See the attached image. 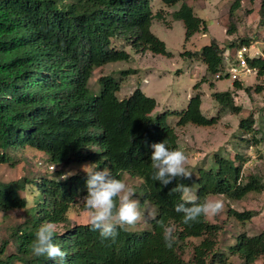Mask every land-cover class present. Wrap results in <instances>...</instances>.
Masks as SVG:
<instances>
[{"label": "trees", "instance_id": "trees-1", "mask_svg": "<svg viewBox=\"0 0 264 264\" xmlns=\"http://www.w3.org/2000/svg\"><path fill=\"white\" fill-rule=\"evenodd\" d=\"M241 1L234 0L229 7L228 35L236 33L232 17ZM162 2L167 7L181 3L169 14L183 22L186 39L207 31V20L197 16L186 0ZM257 12L259 24L264 25V0H259ZM164 14L152 11L151 0H0V163L15 165L18 159L10 152L32 147L46 154V162L60 166L50 171L51 175L36 174L40 198L30 207L16 188L24 186L28 178L0 179V211L24 209L26 213V218L9 230L12 242L6 239L1 243L0 264H61L31 252L35 230L46 221L62 226L55 243L68 254L63 264H233L232 257L241 264H253L264 256V230L252 235L241 232L222 248L218 240L221 225L208 218L184 225L181 214L174 210L182 202L180 194L171 191L175 181L163 187L152 179L150 145L165 140L170 148L179 149L168 114L178 117V127L218 122V116L208 118L201 113L199 92L190 97L185 109L152 116L156 100L138 87L118 98L121 83L112 74L98 77V92L89 85L94 69L129 59L126 46L136 53L169 56L164 42L150 31L154 19L167 25ZM251 43L249 37L236 36L223 45L213 39L200 50L186 53L202 61L215 76L226 67V52L232 55ZM247 62L256 70V79L262 80L264 57H248ZM223 78L227 77L217 79ZM202 80L209 81L207 77ZM209 86L213 88L214 82L209 81ZM250 89L237 79L231 90L213 91L211 97L220 109L239 113L234 91ZM255 89L259 92L263 85L257 84ZM238 135L246 146L262 143L264 113L258 119L252 115L241 118ZM246 161L238 152L233 157L215 153L209 167L197 168V196L224 195L240 200L263 192L264 182L258 174L243 175ZM73 162L92 163L97 170L108 168L121 180L124 171L140 178L141 202L151 201L157 207L151 228L118 229L112 242L101 239L86 222H72L68 211L86 195L87 180L83 171L61 180L64 167ZM192 180L183 182L191 186ZM256 214L255 210L228 209V215L241 223ZM158 221L174 227L176 240L171 249L165 247ZM192 238L199 241L191 244L192 252L185 258ZM9 244L14 249L5 254Z\"/></svg>", "mask_w": 264, "mask_h": 264}, {"label": "rangeland", "instance_id": "rangeland-1", "mask_svg": "<svg viewBox=\"0 0 264 264\" xmlns=\"http://www.w3.org/2000/svg\"><path fill=\"white\" fill-rule=\"evenodd\" d=\"M234 0H186V3L193 9L194 13L207 20V31L197 32L189 39L185 38V29L181 20L172 19L169 14L176 10L181 3L172 7L164 6L162 0H151L152 11L162 13L166 17L167 25L162 21L154 19L150 31L164 42L169 56L163 54H153L150 51L136 53L129 46L125 50L129 53L128 60L109 62L94 69L89 79V85L94 92L99 91L97 79L100 75L112 74L120 80V90L117 92L118 98L128 96L135 88H140L147 96L156 100V107L152 111V116L167 111H181L186 108L191 96L200 93L201 113L208 117L218 116V122L211 126H199L187 123L178 127L176 123L178 117L172 113L168 114L167 121L175 126L178 135L179 149L188 156L186 167L192 174V188L196 192V177L198 166L209 167L213 162V155L220 153L223 156L233 157L236 152L243 154L247 161L243 166V175L250 173L258 174L264 182V141L259 145L246 146L238 135V124L241 118L252 115L255 119L264 113V77L262 80L256 79V73L243 76L244 85L251 86L249 92L244 90L234 91V103L241 107L239 113H232L229 110L220 109V105L211 97L213 91H226L232 89L233 80L229 78L217 79L210 74L206 65L195 58H191L186 52L200 50L204 45L209 44L213 39L219 44L234 37H249L252 43L258 47L264 57V25L259 24L258 7L259 0L251 2L242 0L241 6L234 12L232 22L235 24L236 33L228 35L226 25L228 23V11ZM207 77L213 81L215 86L211 88L209 81H203ZM198 84V85H197ZM263 85L261 91H256V85ZM250 138V136H245ZM24 153V154H23ZM11 157L18 159V163L11 165L0 163V179L2 181H14L23 177L30 181L24 186H16L19 194L25 197L28 207L33 206L40 198L35 178L36 174L51 175L44 164L39 166L38 162L46 161V154L32 147H26L24 151L12 150ZM22 158V159H21ZM92 165L88 162H73L64 167L65 173L82 171L83 166ZM60 167V166H58ZM58 167H55L58 168ZM49 169V168H48ZM52 171V170H51ZM64 173V174H65ZM124 180L135 191L134 199L140 201L141 209L146 210L147 222H141L136 227L129 230H148L151 228L152 213L157 214V207L151 201L141 202L140 189L141 179L131 176L127 172H122ZM208 197L218 198L223 201V211L209 221L221 225L218 237L219 245L223 248L234 241V237L241 232L249 235L256 234L264 230V191L261 193H250L240 200H232L224 195H210ZM80 199L74 203L68 211V216L72 222L81 223L86 221ZM255 210L257 214L245 223L239 222L228 215V209ZM26 218L24 209L3 212L0 216V245L8 239L9 230L14 225L21 223ZM57 231L62 230V226L56 224ZM199 239L189 240V248L185 258L192 252L191 244L197 243ZM13 244L6 247L5 254L13 251ZM233 264H241L232 257ZM253 264H264V256L257 259Z\"/></svg>", "mask_w": 264, "mask_h": 264}, {"label": "clouds", "instance_id": "clouds-1", "mask_svg": "<svg viewBox=\"0 0 264 264\" xmlns=\"http://www.w3.org/2000/svg\"><path fill=\"white\" fill-rule=\"evenodd\" d=\"M150 147L152 149L150 162L154 170L152 179L163 187L175 181V187L171 191L179 193L182 202L178 203L174 210L181 214L184 225L191 226L200 222L201 218H214L223 211L224 204L221 199L212 197L200 199L192 186L183 182L192 179V174L186 167L188 156L183 150L170 148L165 140L153 143ZM38 164L39 166L44 164L49 171L58 167L46 161H39ZM97 167L95 164L83 166L82 171L87 176L86 195L78 204L82 205L86 225L98 232L101 239L115 242L119 235L118 229L129 230L141 222H147L146 210H142L140 201L133 198L135 191L132 187L124 180L116 178L108 168L97 170ZM73 174L65 173L61 180H66ZM178 179L181 182L176 183ZM2 215L3 211H0V216ZM151 215L154 219L155 213ZM158 223L163 230L165 247L171 249L176 240L174 227L163 221ZM56 232L57 226L54 222L42 223L35 230L30 249L35 257L59 260L63 264L68 254L55 243Z\"/></svg>", "mask_w": 264, "mask_h": 264}, {"label": "built area", "instance_id": "built-area-1", "mask_svg": "<svg viewBox=\"0 0 264 264\" xmlns=\"http://www.w3.org/2000/svg\"><path fill=\"white\" fill-rule=\"evenodd\" d=\"M224 60L226 62V67L223 71L218 72L215 78H220L221 76H226L231 80L241 79L243 76L250 73H256V70L248 65L247 58L253 56H263L258 47L253 43L250 45H243L242 47L235 50V52L230 55L226 52L224 54Z\"/></svg>", "mask_w": 264, "mask_h": 264}]
</instances>
